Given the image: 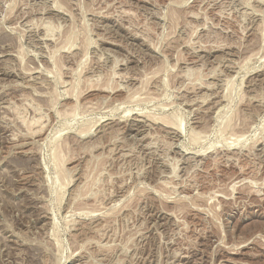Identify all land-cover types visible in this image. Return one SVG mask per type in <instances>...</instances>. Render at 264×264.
Segmentation results:
<instances>
[{"label":"rangeland","instance_id":"obj_1","mask_svg":"<svg viewBox=\"0 0 264 264\" xmlns=\"http://www.w3.org/2000/svg\"><path fill=\"white\" fill-rule=\"evenodd\" d=\"M0 264H264V0H0Z\"/></svg>","mask_w":264,"mask_h":264},{"label":"bare ground","instance_id":"obj_2","mask_svg":"<svg viewBox=\"0 0 264 264\" xmlns=\"http://www.w3.org/2000/svg\"><path fill=\"white\" fill-rule=\"evenodd\" d=\"M55 148H56V147H55ZM55 148H54V149H55ZM53 151H54V150H53ZM53 156H54V155H53ZM55 157H56V155H55Z\"/></svg>","mask_w":264,"mask_h":264}]
</instances>
